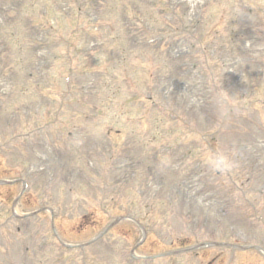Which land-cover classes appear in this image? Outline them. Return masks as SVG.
Wrapping results in <instances>:
<instances>
[{"label": "rangeland", "instance_id": "obj_1", "mask_svg": "<svg viewBox=\"0 0 264 264\" xmlns=\"http://www.w3.org/2000/svg\"><path fill=\"white\" fill-rule=\"evenodd\" d=\"M0 179V264H264V0H0Z\"/></svg>", "mask_w": 264, "mask_h": 264}]
</instances>
